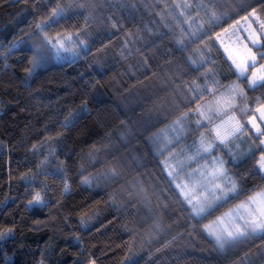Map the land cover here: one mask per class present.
Masks as SVG:
<instances>
[{
  "label": "snow or ice",
  "instance_id": "snow-or-ice-1",
  "mask_svg": "<svg viewBox=\"0 0 264 264\" xmlns=\"http://www.w3.org/2000/svg\"><path fill=\"white\" fill-rule=\"evenodd\" d=\"M158 7L159 11H156ZM141 8L149 14L154 13L159 20L153 19L151 26L144 23L140 27L137 13ZM33 11H40L39 6L34 7ZM240 12L244 15L239 16ZM233 15L239 16V19H233L229 27L212 33L215 36L212 44L218 42L217 51L223 50L225 62L236 77L235 81L222 85L217 78L219 73L215 58L209 45L204 44V39L209 37L212 29L220 27L226 18L231 19ZM81 18L83 24L77 23ZM140 19L143 21L142 13ZM128 23L135 26L134 31L126 28ZM20 31L24 33L23 36H14L6 45L0 43V71L7 72L9 68L20 66L24 76L14 78L25 86H29L35 74L52 61L76 63L83 60L93 70L95 82L99 83L96 77L104 75L106 65L104 58L96 53L104 51L114 39L123 41L119 48V55L123 59H127L125 52L128 55L133 50L141 53V48L136 44L143 39L141 34L144 32L153 37L148 41L150 51L157 49L158 41H174L175 52L181 54L182 71L199 75L190 83L182 82L175 86L170 108L154 109L156 122L163 123L161 115L169 122L149 138L151 154L154 159L160 158L158 166L172 200L182 210L190 209L187 218L192 221L190 228L193 233L204 236L214 250L225 257L241 245L248 242L254 244L257 240L264 249V91L252 98L248 96V92L264 89V63H261L264 61V0L237 4L235 12L231 5L221 7L217 0H173L171 4L164 0L163 7L159 3L149 4L146 0L139 3L137 0H105L104 3L100 0H68L66 3L63 0H47V11L39 17L33 15L27 23V30ZM117 32H122L119 38ZM197 41L202 46L185 55L189 53V46ZM173 54V50L168 49L167 55ZM13 55L17 56L15 65L8 62ZM141 67L147 69V59ZM201 78L203 84L199 82ZM85 83L88 85V82ZM88 87L94 89L95 84ZM79 92L85 99L75 107L67 105L66 118L59 123V130L54 135L49 134L51 130L45 127L46 135L42 143L28 145V137L21 136L14 145H28L27 152L42 156L34 172L28 169L21 173L20 179L24 181L26 192L38 177L43 176L61 182V198L71 195L73 181L68 175L71 168L67 163L71 156L63 151L67 139L65 132L81 115L90 111L88 97L92 95L84 88ZM71 94H75V90ZM206 96L210 99L205 100ZM193 103L195 108L192 107ZM122 107L123 111L121 105L113 109L120 127L93 140L90 150L83 157L90 167L96 169L97 164L100 167L94 173L85 175V165L81 164L77 172L80 187L91 188L95 185L97 189H112L109 193L110 206L118 210L122 204L139 203L152 216L150 234L159 236L160 232L166 231L163 213L170 207L164 196L165 190L151 180L145 182L143 178L122 185L120 191L113 188L126 170L135 168L138 172L144 166L145 159L139 154L126 159L113 154L114 141L118 139L127 144L133 134L129 124L131 118L127 115L128 105L123 103ZM237 108L239 116L236 114ZM0 110H3L2 102ZM244 117H247L246 121ZM147 123H151V118ZM32 127L35 128L34 124ZM244 144L247 146L244 147ZM6 147L0 141V156L4 155ZM61 156L65 159H61ZM109 156L111 159H108ZM256 179L260 183L249 187V180ZM46 194L47 184L42 183L38 191L29 193L31 199L25 208H48L51 201L46 199ZM125 194L127 200L124 199ZM59 204L58 200L54 207ZM226 205L231 206L225 209ZM94 215L81 216L79 226L82 231L90 228ZM16 228L15 222L10 226L0 225V241L15 237ZM72 236L74 242L80 245L76 255L83 257L85 248L81 235L72 233ZM176 239L173 237V241ZM171 242L165 241L164 246ZM19 246L24 247L23 244ZM50 248L51 245L41 249L39 259L33 257V264H49ZM130 260L129 257L125 264H130ZM4 264H11L7 253H4ZM73 264H96V261L76 259ZM240 264H255V261L245 253Z\"/></svg>",
  "mask_w": 264,
  "mask_h": 264
},
{
  "label": "trees",
  "instance_id": "trees-1",
  "mask_svg": "<svg viewBox=\"0 0 264 264\" xmlns=\"http://www.w3.org/2000/svg\"><path fill=\"white\" fill-rule=\"evenodd\" d=\"M63 2L66 3L68 0ZM100 2L104 3L105 0ZM139 2L140 0H137V3ZM146 2L164 6V0H146ZM248 2L250 0H217L221 7L224 4L231 5L233 12L236 11L237 4ZM167 3H173V0H167ZM36 6H39L40 11H33ZM45 11H47V0H15V2L0 0V43L6 45L14 36H23L24 33L20 29L26 31L27 23L33 15L39 17ZM156 11H159V7ZM141 13L143 21L140 19ZM243 15V12L239 13V16ZM239 16L226 18L220 27L212 29L209 37L204 39V44L209 45L215 58V67L224 68L228 72V80L231 81L236 77L220 51H217V44H212L214 41L212 33L229 27L232 20L239 19ZM153 19L159 20V17L154 13L145 12L143 8L137 13L140 27H143L144 23H149L151 26ZM77 23L83 24V19L81 18ZM92 28L95 30L94 25ZM126 28L135 30V26L131 23L126 24ZM121 35L122 32L116 33L117 38ZM141 35L143 39L138 40L136 44V47L141 48V53L133 50V53L128 55L125 52L127 59L119 55L122 40L114 39L111 44L105 42L107 48L96 53L104 58L103 63L106 65L104 75L96 77L99 83L95 82L93 70L83 60L76 63L52 61L50 64L56 66L53 71L34 84V87L42 85L44 90L41 93L33 92L29 96L21 87L20 80L14 78L24 76L20 66L9 68L7 72L0 71V102L3 103V110H0V141L7 145L4 155L0 156V225L10 226L13 222L17 224L16 236L0 241V264H4V253L11 258V264H33V257L39 259L40 250L49 245H51L49 264H73L76 259L85 261L95 259L96 264H125L129 257L130 264H218V262L240 264L245 253L250 260L255 261V264H264V249L261 248L259 240L254 244L248 242L241 245L227 257L218 254L204 236L191 231L192 221L187 218L190 210H182L172 200L165 177L158 166L160 158H153L149 139L169 120L161 115L160 120L163 123L156 122L154 109L170 108L175 86L182 82L190 83L199 74L182 71L181 54L175 52L174 41L171 39H165L163 43L158 41L157 49L150 51L151 45L148 41L153 37L147 32ZM198 47H201L199 41L190 45L189 53L185 55ZM168 49L173 50L172 56L167 55ZM145 59L148 60L147 69L141 67ZM16 60L17 56L13 55L8 62L15 65ZM85 82H88V85L95 84V88L88 87ZM82 88L92 93L88 97V106L91 110L89 119L97 131L92 136H88L83 131L76 132L71 138H68V133L65 132L67 139L63 151L69 152L71 156L67 161L71 168L68 175L73 181L71 195L61 198V182L51 177L45 179L43 176L38 177L26 192L24 181L20 179L21 173L27 172L28 169L34 172L36 164L42 159V156H34L27 152V146L43 142L46 135L45 127H48L51 130L49 134L53 135L59 130L63 114L68 110L67 105H79L85 99L79 92ZM74 90L75 94H71ZM95 96L101 97L104 103L93 104L92 100ZM123 103L129 108L127 115L131 118L129 124L133 134L127 144L115 140L113 154L125 159L133 154H139L145 159L144 166L140 167L138 172L135 168L126 170L120 177L119 183L114 184L113 188L120 191L122 185L128 184L133 179L143 178L145 182L151 180L165 190L164 196L170 207L163 213L166 231L160 232L159 236L150 234L152 216L148 209L139 203L133 201L131 204H122L121 209L118 210L110 206L109 193L112 189H97L95 185L91 188L80 187L79 175H77L80 165H85V175L94 173L100 167L99 164L96 165V169L90 167L83 157L90 150L93 140H98L106 132H114L120 127L119 119L116 118L113 109L121 105L123 111ZM195 106L193 103L192 107ZM150 118L151 123H147ZM21 136L28 137V145L14 147ZM60 158L65 159L64 156ZM108 159H111V156ZM42 183L47 184L46 199L51 201L49 207L43 210L38 207L26 209L25 205L31 199L29 193L38 191ZM259 183L258 179L249 180L248 186L252 187L253 184ZM124 199H128L126 194ZM58 200L60 204L54 207ZM153 203L155 204V201ZM229 206L231 205H226L225 209ZM92 213L95 215L90 221V228L82 231L79 226L81 216ZM72 233L80 234L83 239L85 248L83 257L76 255L80 245L74 242ZM173 237L177 239L173 241ZM165 241L172 242L165 247ZM20 244L24 247H20ZM62 249L65 251L62 252Z\"/></svg>",
  "mask_w": 264,
  "mask_h": 264
},
{
  "label": "clouds",
  "instance_id": "clouds-1",
  "mask_svg": "<svg viewBox=\"0 0 264 264\" xmlns=\"http://www.w3.org/2000/svg\"><path fill=\"white\" fill-rule=\"evenodd\" d=\"M55 67L56 66L52 65V64L46 65L44 68L40 69L35 74L33 80L29 82V86H25L24 84L20 83L21 87L28 93L29 96H31L33 92L41 93L44 90L43 86L41 85L40 87H34V84H36V82L41 81L46 76H48V74L50 72H52ZM92 103L93 104H103L104 101H103V99L101 97L95 96V97H93ZM90 112H91V110L88 113L81 115L74 122V124L71 126V128L67 131L68 138H71L72 134H74L76 132H80V131L86 132V134L88 136H92V135L96 134L97 130H96V128L94 126H92L91 121L89 119L90 118ZM65 118L66 117H65V113H64L63 114V120Z\"/></svg>",
  "mask_w": 264,
  "mask_h": 264
},
{
  "label": "rangeland",
  "instance_id": "rangeland-1",
  "mask_svg": "<svg viewBox=\"0 0 264 264\" xmlns=\"http://www.w3.org/2000/svg\"><path fill=\"white\" fill-rule=\"evenodd\" d=\"M193 12H195V9H193L192 10ZM202 46V45H201ZM211 55H212V52H211ZM216 69H217V71H218V73H219V75H218V79H220L221 80V83H222V85H226V84H228V83H230V82H233V81H231V80H228V75H227V71L224 69V68H221V67H219V66H216ZM199 82L201 83V84H203V79L201 78L200 80H199ZM208 99H210V97H208V96H206L205 97V100H208ZM201 102H203V101H201ZM196 107V106H195ZM194 107V108H195ZM236 114L239 116V109L237 108L236 109ZM224 119H226V117H224ZM244 119V121H246L247 120V117H244L243 118ZM217 123H219V121H217ZM193 126H194V124H193ZM241 140H243V137L241 138ZM239 142V141H238ZM244 147H246L247 145L246 144H244L243 145ZM177 148H179V145H177ZM193 167H195V165H193ZM190 210V209H189Z\"/></svg>",
  "mask_w": 264,
  "mask_h": 264
},
{
  "label": "flooded vegetation",
  "instance_id": "flooded-vegetation-1",
  "mask_svg": "<svg viewBox=\"0 0 264 264\" xmlns=\"http://www.w3.org/2000/svg\"><path fill=\"white\" fill-rule=\"evenodd\" d=\"M230 34V33H229ZM218 47V46H217ZM220 51V50H219ZM221 53V52H220ZM221 55H222V53H221ZM223 56V55H222ZM224 58V57H223ZM225 59V58H224ZM226 60V59H225ZM261 63H264V61H261ZM228 66H229V64H228ZM232 70V69H231ZM232 72H233V70H232ZM235 76V75H234ZM236 80V79H235ZM235 80H233V81H235ZM244 86H246V82L244 83ZM262 91H264V89H258L256 92H248V96L250 97V96H252V95H255V96H257V95H259Z\"/></svg>",
  "mask_w": 264,
  "mask_h": 264
},
{
  "label": "water",
  "instance_id": "water-1",
  "mask_svg": "<svg viewBox=\"0 0 264 264\" xmlns=\"http://www.w3.org/2000/svg\"><path fill=\"white\" fill-rule=\"evenodd\" d=\"M214 40H215V36H214ZM217 44V46H218V48H219V44H218V42L216 43ZM220 50V52L222 53V55H223V50L222 49H219ZM224 57V56H223ZM225 59H226V57H224Z\"/></svg>",
  "mask_w": 264,
  "mask_h": 264
}]
</instances>
